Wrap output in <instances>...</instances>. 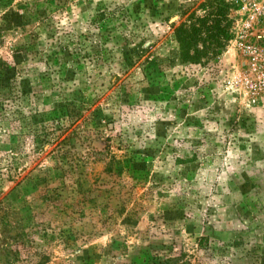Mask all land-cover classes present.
I'll use <instances>...</instances> for the list:
<instances>
[{
    "label": "rangeland",
    "instance_id": "rangeland-1",
    "mask_svg": "<svg viewBox=\"0 0 264 264\" xmlns=\"http://www.w3.org/2000/svg\"><path fill=\"white\" fill-rule=\"evenodd\" d=\"M205 2L0 0V264H264V40L181 61Z\"/></svg>",
    "mask_w": 264,
    "mask_h": 264
},
{
    "label": "trees",
    "instance_id": "trees-1",
    "mask_svg": "<svg viewBox=\"0 0 264 264\" xmlns=\"http://www.w3.org/2000/svg\"><path fill=\"white\" fill-rule=\"evenodd\" d=\"M203 5L210 9L211 17L197 18L196 22L190 24H181L175 28V37L179 47V58L183 62L200 63L206 61L214 54L219 53V48L222 45L221 38H228V26L230 21L227 19L229 5L224 0L212 1L206 0ZM208 18H211L210 24H207ZM202 29H206L208 34L204 37H199ZM201 39L202 45L198 47V41ZM110 163L108 162L107 165ZM205 239L200 237L198 242ZM170 264H173L169 258Z\"/></svg>",
    "mask_w": 264,
    "mask_h": 264
},
{
    "label": "built area",
    "instance_id": "built-area-1",
    "mask_svg": "<svg viewBox=\"0 0 264 264\" xmlns=\"http://www.w3.org/2000/svg\"><path fill=\"white\" fill-rule=\"evenodd\" d=\"M238 15L241 31L252 38L264 40V0H224ZM242 36V35H240Z\"/></svg>",
    "mask_w": 264,
    "mask_h": 264
}]
</instances>
